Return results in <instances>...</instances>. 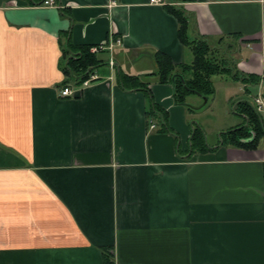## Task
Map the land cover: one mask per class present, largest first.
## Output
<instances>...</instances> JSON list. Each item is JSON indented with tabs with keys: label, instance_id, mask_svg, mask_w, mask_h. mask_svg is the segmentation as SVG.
<instances>
[{
	"label": "crops",
	"instance_id": "crops-1",
	"mask_svg": "<svg viewBox=\"0 0 264 264\" xmlns=\"http://www.w3.org/2000/svg\"><path fill=\"white\" fill-rule=\"evenodd\" d=\"M55 1L0 0V264H105L110 252L116 264H264V138L241 149L205 134V152L191 147L219 92L227 131L244 121L234 104L264 97V81L216 76L212 103L197 110L206 101L177 104L155 61L193 62L166 9L178 6L192 37L227 46L238 72L263 77L264 0ZM119 40L97 55L98 81L60 96L69 42Z\"/></svg>",
	"mask_w": 264,
	"mask_h": 264
},
{
	"label": "trees",
	"instance_id": "trees-1",
	"mask_svg": "<svg viewBox=\"0 0 264 264\" xmlns=\"http://www.w3.org/2000/svg\"><path fill=\"white\" fill-rule=\"evenodd\" d=\"M45 0H30L32 5H42ZM167 11L173 15L179 24V40L181 44L189 48L193 53L191 64L176 66L172 60L164 53L158 52L155 61L158 67L157 76L160 84H171L174 89V98L177 104L185 105L187 98L197 95L206 103L197 108L203 109L215 96V86L213 78L227 75L236 82H241L246 86L258 88L264 76L251 75L245 77L238 72L237 64L226 57L225 52L219 47H212L204 38L192 37L190 33V18L184 7L166 6ZM61 12H64L61 10ZM92 46L75 47L69 42L63 54V73L66 77L62 87L66 85L80 86L95 69L100 65L97 55L90 53ZM121 83L129 89L147 90V83L139 77L120 74ZM148 92V91H147ZM160 109L154 107V111ZM190 110V109H189ZM233 112L244 118L243 124L229 129L221 134V143L225 146H234L241 149H256L264 138V120L257 111L253 102L244 100L234 104ZM163 126L170 132L167 125L166 114H163ZM164 128L162 130H164ZM191 147L194 151L205 152L207 144L205 132L199 125H194ZM111 263V256L105 254V264Z\"/></svg>",
	"mask_w": 264,
	"mask_h": 264
},
{
	"label": "built area",
	"instance_id": "built-area-1",
	"mask_svg": "<svg viewBox=\"0 0 264 264\" xmlns=\"http://www.w3.org/2000/svg\"><path fill=\"white\" fill-rule=\"evenodd\" d=\"M149 3L152 5L162 6L165 4V0H149ZM44 7L53 8L56 7V1L55 0H45L42 4ZM121 42L119 41H113L109 45H101V46H92L90 48V53L93 55H98L106 50L111 51L115 45H120ZM111 66H113V62H111ZM99 77L96 74H91L90 77L80 86H73L68 85L65 87H62L60 91V96L62 98H78L82 92L89 87L94 82L98 81ZM255 107L257 111L260 114H264V97L259 96L254 101ZM152 128H155V125L151 126ZM111 256V263L110 264H116L113 258V253H109Z\"/></svg>",
	"mask_w": 264,
	"mask_h": 264
},
{
	"label": "rangeland",
	"instance_id": "rangeland-1",
	"mask_svg": "<svg viewBox=\"0 0 264 264\" xmlns=\"http://www.w3.org/2000/svg\"><path fill=\"white\" fill-rule=\"evenodd\" d=\"M212 47L217 48L216 45H213ZM222 50L223 52H225L226 57L230 59V61H232V65H233V62H235L233 51H229V48H227V46H224ZM224 112L225 111L222 105V93L219 92L217 102L216 104L213 105L212 110L202 112L199 115L200 118L198 120L200 124L203 126V129L205 131L209 143L221 142L220 135L221 133L225 132L224 129L221 128L229 119V118H225ZM194 121L195 120H193V122Z\"/></svg>",
	"mask_w": 264,
	"mask_h": 264
},
{
	"label": "water",
	"instance_id": "water-1",
	"mask_svg": "<svg viewBox=\"0 0 264 264\" xmlns=\"http://www.w3.org/2000/svg\"><path fill=\"white\" fill-rule=\"evenodd\" d=\"M205 101H207V100H205Z\"/></svg>",
	"mask_w": 264,
	"mask_h": 264
}]
</instances>
